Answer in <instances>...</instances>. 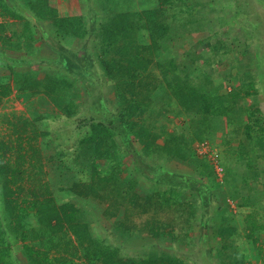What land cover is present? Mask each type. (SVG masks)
Instances as JSON below:
<instances>
[{
	"label": "rangeland",
	"instance_id": "374dc122",
	"mask_svg": "<svg viewBox=\"0 0 264 264\" xmlns=\"http://www.w3.org/2000/svg\"><path fill=\"white\" fill-rule=\"evenodd\" d=\"M43 1L59 26L39 0H0L1 264H264V0H188L192 30L162 40L175 67L123 28L146 0ZM238 64L252 88L231 82Z\"/></svg>",
	"mask_w": 264,
	"mask_h": 264
},
{
	"label": "trees",
	"instance_id": "16d2710c",
	"mask_svg": "<svg viewBox=\"0 0 264 264\" xmlns=\"http://www.w3.org/2000/svg\"><path fill=\"white\" fill-rule=\"evenodd\" d=\"M27 4L30 7H33V4L35 1L38 0H26ZM40 2H42L41 4V8H39V10L36 11L35 15L39 18V19H46L47 17L51 18L54 24H57L59 26L60 21H62L63 19H57L56 14H55V9L53 8L54 5H49L48 1H43V0H39ZM133 1V0H130ZM147 1V0H146ZM144 2V8H141L142 13H138V11L133 12L130 11L127 15H123L121 17V20L127 25H123V28L129 31H133L134 35L131 36V39H136L137 43L143 45L144 49L148 52V56H141V58L144 59H148L150 60V54L153 51H156L155 48H157V50L159 51L161 49V47H163L165 49L166 54L165 55H161L160 56L163 58V61L166 65L172 67V66H176L175 62L173 61V59H168V56L172 53L171 52V48H167L165 43H162V40L166 39L169 37L170 33H172L173 29L176 28H180V30L182 29H191V25H193L194 21H196V19H193V14L195 11H199L201 9V7L198 4L195 5H189L187 4L188 0H155L153 4L147 2ZM189 2V1H188ZM262 2V1H261ZM111 4H114V8H118V7H122L119 4L118 0H111ZM264 4V1H263ZM110 6V4H109ZM102 7L104 12H107L109 10V8L112 7ZM141 6V5H139ZM138 7V6H137ZM204 8V7H203ZM126 9H131V7H127ZM236 9V14L238 15V10ZM4 11L6 14H9L11 16H15L17 17V15H15L14 13H12V11H10V9L8 8H4ZM133 12V13H132ZM116 19V18H115ZM77 21L82 23V18L77 17L76 18ZM134 21H136V23L139 24L138 27H136L134 25ZM103 24V23H102ZM107 22L104 24V27H106ZM126 36L128 34V31H126ZM69 34L72 35V33H70L68 31ZM76 34V33H74ZM67 37V36H65ZM147 38V39H146ZM163 49V50H164ZM158 53V52H157ZM217 53V52H216ZM159 54V53H158ZM74 54L69 55L70 58H73ZM135 57H140L139 54L136 52L134 54ZM77 57V56H76ZM148 57V58H146ZM75 63L72 62V67H74V70L79 72L78 74H81L83 78L88 79L91 78L94 82H98V80H104L106 85H109L111 83H114L118 78L114 77V75L112 73H114V69H109L105 66H101V73L100 75H93L95 76L93 78L92 76V70H86L84 73V69L82 66H80L79 62L80 59L78 58H74ZM71 64V63H70ZM69 64V65H70ZM162 67V65H160ZM235 66V65H233ZM243 66L241 64H238L235 68L237 69V73L235 77L231 78V82H233L234 87H237V83L238 82H242L245 80H249L250 83H248V85H242V88H244L245 90L247 88H252L253 85L256 83V74L255 72L253 73H247V71L245 72V70L242 68ZM76 68V69H75ZM133 68L134 67H128V71L133 73ZM179 69V68H178ZM180 70H182V68H180ZM186 74H188L187 72V68H185L183 70ZM86 74V75H85ZM129 74V73H126ZM190 74V73H189ZM229 76V74L227 75ZM116 78V80H115ZM147 78V77H146ZM115 80V81H114ZM239 80V81H238ZM101 81V82H102ZM238 81V82H237ZM92 82V81H91ZM103 83V82H102ZM75 84L73 82H71L70 84H68V95L70 94L69 89L74 87ZM252 86V87H251ZM235 87V88H236ZM137 109V104L134 105H130L129 102H127V104H124V106L122 108H120L115 115L114 121H117V124L121 127L120 128V132H130V130L128 129L127 125L129 126V122H130V118L132 117V115L134 114V112ZM220 111H222V108L220 109ZM96 129V128H95ZM115 130L112 129H108V128H103L102 132L99 135L100 141H104L109 139V141H111V144H115ZM95 132L92 133V135L87 139V141L89 143H93L96 138H95ZM96 156H101L99 153V150H97L95 152ZM8 173H12V169H9V167L7 165H2L0 164V176L3 174L4 176ZM164 204V206H171L170 205V200L168 198H165L162 202ZM185 208V209H184ZM192 209H193V202L189 203V206H185V207H180L179 209H177L178 211L174 210L175 213V218H178L180 216H182L183 212L186 210L187 211V215L189 217H194V214H192ZM65 210V208H63V211ZM52 216L58 220V222H60V217L58 215V213L56 211H52ZM173 213V212H171ZM173 213V214H174ZM68 222L69 219H66ZM72 225V224H71ZM59 226V225H58ZM57 226V227H58ZM74 226V225H72ZM57 227H51V232L54 233L57 229ZM75 234H77L76 232H74ZM24 239V236L22 237ZM24 248H26L27 251L30 252L29 255L32 254L33 249H30L29 247H26L25 245L23 246ZM5 258V252L0 250V264L3 262V259ZM33 264H43L42 262H39L37 260H32ZM147 262V261H146ZM141 264H145L144 262Z\"/></svg>",
	"mask_w": 264,
	"mask_h": 264
},
{
	"label": "crops",
	"instance_id": "0c3cea01",
	"mask_svg": "<svg viewBox=\"0 0 264 264\" xmlns=\"http://www.w3.org/2000/svg\"><path fill=\"white\" fill-rule=\"evenodd\" d=\"M137 7V6H136ZM139 7V6H138ZM140 8V7H139Z\"/></svg>",
	"mask_w": 264,
	"mask_h": 264
}]
</instances>
